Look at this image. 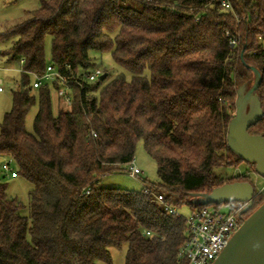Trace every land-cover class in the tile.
Masks as SVG:
<instances>
[{"label":"trees","instance_id":"trees-1","mask_svg":"<svg viewBox=\"0 0 264 264\" xmlns=\"http://www.w3.org/2000/svg\"><path fill=\"white\" fill-rule=\"evenodd\" d=\"M0 43L6 62L22 69L1 122L0 157L33 186L24 215L0 180V264L112 263L111 247L124 245L125 264H187V224L165 204L196 211L208 205L193 203L195 193L253 182L216 169L246 162L227 139L238 87L254 77L242 53L263 75L264 110V0H41ZM93 52L110 53L131 77L72 84L71 106L59 103L55 114L58 83L35 88L30 72L49 63L66 75L91 69ZM249 132L264 136V115ZM140 140L157 166L148 187L163 203L144 188L100 184L125 170ZM263 202L264 191L246 215ZM222 204L233 211L241 202Z\"/></svg>","mask_w":264,"mask_h":264},{"label":"water","instance_id":"water-1","mask_svg":"<svg viewBox=\"0 0 264 264\" xmlns=\"http://www.w3.org/2000/svg\"><path fill=\"white\" fill-rule=\"evenodd\" d=\"M248 66L253 80L238 87L236 112L229 123L228 146L240 158L255 166V171L264 176V136L251 134L249 128L260 121L264 110L257 89L263 80L261 71ZM108 72L101 79L105 80ZM256 197V186L250 181H235L216 187L212 192L195 193L193 203L210 205L224 202H247L240 212L242 223L231 236L228 244L221 251L213 264H264V202L246 216L253 207Z\"/></svg>","mask_w":264,"mask_h":264},{"label":"rangeland","instance_id":"rangeland-1","mask_svg":"<svg viewBox=\"0 0 264 264\" xmlns=\"http://www.w3.org/2000/svg\"><path fill=\"white\" fill-rule=\"evenodd\" d=\"M41 3V0H0V34L6 32L14 23L25 20L28 17L29 11L37 8ZM7 43H0V51H5ZM3 52L0 53V77L4 79L5 90L0 92V128L4 114L8 112L12 107V92L17 87V82L20 77V65L17 63L8 64ZM94 62L96 65L102 67L108 72L110 78L117 72H124L128 78L131 74L124 69H121L113 60L110 53H98L93 52ZM47 61H51V42L47 40ZM53 98V111L58 113V98L55 92H52ZM38 111V107L34 106L26 117V129L33 131L34 117ZM6 157H0V180L8 183L7 193L11 197L17 198L19 202L24 205L22 212L24 215L29 214L30 204V190L32 184L20 175L7 176L3 171L2 164ZM134 160L138 167L142 170L139 179L132 177L126 170L120 172L111 173L103 176L100 179V184L108 188H124L129 190H142L144 184L150 185V183L158 182L157 166L154 159L147 153L144 147L143 140H140ZM218 173L228 176L234 175H246L250 177L256 186V189H260L264 186V176H260L256 173L253 164L244 162L238 167H222L216 169ZM218 209L222 211H230V206L221 204ZM181 215L188 217L191 214V207L189 205H183L179 209ZM247 216V215H246ZM127 246L122 248L111 247L110 252L112 254V263L99 262V264H125Z\"/></svg>","mask_w":264,"mask_h":264},{"label":"built area","instance_id":"built-area-1","mask_svg":"<svg viewBox=\"0 0 264 264\" xmlns=\"http://www.w3.org/2000/svg\"><path fill=\"white\" fill-rule=\"evenodd\" d=\"M230 6L229 3H225ZM236 38L232 40L234 44ZM70 69V66L67 65ZM0 69H3L0 67ZM19 71H22L20 68ZM33 76V87H40L43 83L57 82L58 86L54 88L59 103L71 106L73 93L72 84L83 85L84 81L95 82L105 73V69L100 66H95L91 69H82L78 73L66 75L61 72L55 65L49 63L46 71L43 74L30 72ZM5 90V82L0 77V92ZM94 135H96L94 133ZM3 171L7 176H17V168L15 161L6 157L2 164ZM124 169L135 179H139L142 170L138 167L135 160H131L124 165ZM146 192H150L155 196V199L163 203V196L154 194L148 185L144 184ZM264 191V186L256 191V196ZM247 202L241 204L233 211H222L214 206H205L196 211H191L188 217L179 213L175 207L165 204V209L170 213L182 216L188 228V239L185 241L180 250V256L185 259L187 264H213L218 258L221 251L228 244L231 236L238 230L242 220L239 215Z\"/></svg>","mask_w":264,"mask_h":264},{"label":"crops","instance_id":"crops-1","mask_svg":"<svg viewBox=\"0 0 264 264\" xmlns=\"http://www.w3.org/2000/svg\"><path fill=\"white\" fill-rule=\"evenodd\" d=\"M58 105H59V100H58Z\"/></svg>","mask_w":264,"mask_h":264}]
</instances>
